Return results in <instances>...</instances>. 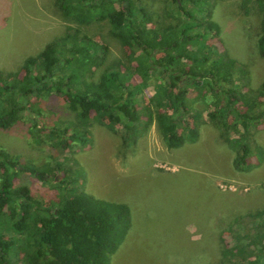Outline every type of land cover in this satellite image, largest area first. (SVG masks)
Segmentation results:
<instances>
[{
    "label": "trees",
    "instance_id": "trees-1",
    "mask_svg": "<svg viewBox=\"0 0 264 264\" xmlns=\"http://www.w3.org/2000/svg\"><path fill=\"white\" fill-rule=\"evenodd\" d=\"M253 1L261 15L257 51L264 58V0H243L241 8L247 12ZM54 2L62 16L79 25L105 20L127 60L109 66L97 82L87 81L105 62L108 48L90 44L78 29L68 27L60 39L26 58L20 70L0 71L1 131L31 114L39 119L44 98L58 99L76 121L49 128L33 122L29 129L35 140L44 135L53 149L87 146L93 123L132 146L155 123L166 148L174 150L198 138L196 126L184 120L193 101L203 105L193 117L203 114L220 130L234 153L235 170L250 171L261 162L263 149L253 132L264 125V82L251 93L236 84L234 75L243 74L244 66L219 48L214 0H166L168 14L176 12L183 22L164 28L153 27L136 0ZM152 77L157 84L148 82ZM149 87L152 95L146 99ZM65 170L54 159L41 165L22 162L0 147V264H110L131 227L130 208L86 193L80 186L82 171ZM21 175L41 184L58 177V187L37 199L29 187L17 185ZM222 234L229 235L220 238L224 260L264 264V207L235 217Z\"/></svg>",
    "mask_w": 264,
    "mask_h": 264
},
{
    "label": "rangeland",
    "instance_id": "rangeland-1",
    "mask_svg": "<svg viewBox=\"0 0 264 264\" xmlns=\"http://www.w3.org/2000/svg\"><path fill=\"white\" fill-rule=\"evenodd\" d=\"M54 1L0 0V71L20 70L26 58L60 39L68 27L78 29L90 44L108 48L105 62L94 68L87 81L97 82L109 66L127 60L105 20L79 25L62 16ZM136 1L151 16L155 28L183 22L176 12L168 14L166 0ZM242 1L214 0L213 21L220 27L219 48L244 66L243 74L234 75L236 84L251 93L264 82V58L256 43L261 15L255 1L247 12L241 8ZM148 82L153 85L158 80L152 77ZM151 95V87L144 89L146 99ZM42 102V117L35 120L36 115L31 114L10 131L0 130V147L22 162L41 165L54 159L65 165L63 173L80 169L83 191L129 206L131 227L110 256V264H238L222 258L220 238L229 239L222 233L235 217L264 207V125L253 132L255 144L263 149L261 162L250 171L239 172L233 168L234 153L220 130L203 114L193 117L203 107L200 102L189 101L184 117L196 126L197 140L174 150L166 148L155 123L132 146H125L118 135L93 123L87 146L53 149L44 135L34 139L29 131L32 123L49 128L56 122H75L76 117L58 99L44 98ZM57 180L52 177L41 184L21 175L17 185L29 187L35 198L42 199L54 194Z\"/></svg>",
    "mask_w": 264,
    "mask_h": 264
}]
</instances>
